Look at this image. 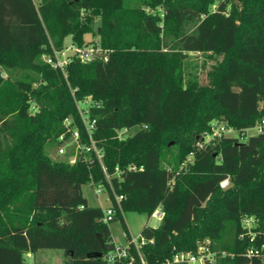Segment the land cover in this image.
I'll list each match as a JSON object with an SVG mask.
<instances>
[{
  "label": "trees",
  "instance_id": "obj_1",
  "mask_svg": "<svg viewBox=\"0 0 264 264\" xmlns=\"http://www.w3.org/2000/svg\"><path fill=\"white\" fill-rule=\"evenodd\" d=\"M96 20L101 53L92 60L74 55L63 71L41 59L53 54L50 38L58 49L67 36L83 47ZM191 53L222 56L206 86L187 71ZM2 71L0 264H28L26 254L40 249L64 250V264H110L115 242L104 209L82 189L104 183L116 204L100 163L90 154L53 161L45 151L70 136L67 118L88 141L77 103L89 96L124 213L164 212L159 226L141 230L140 252L130 244V255L111 264H163L207 241L216 264H264L247 254L264 240V126L240 140L264 119V0H0ZM216 120L239 136L198 148ZM124 128L133 131L120 139ZM247 216L262 232L253 241ZM117 219L130 241L119 211Z\"/></svg>",
  "mask_w": 264,
  "mask_h": 264
},
{
  "label": "built area",
  "instance_id": "obj_2",
  "mask_svg": "<svg viewBox=\"0 0 264 264\" xmlns=\"http://www.w3.org/2000/svg\"><path fill=\"white\" fill-rule=\"evenodd\" d=\"M35 1V0H34ZM53 47V54H49L45 57V61L49 63L54 68H60L61 70L65 71V68L67 64L72 60V57L74 55H77L82 62H87L92 60L95 57L96 48H81L78 46H75L72 44L71 46L60 50ZM93 100L92 97L89 96L87 99H85L83 102H78L77 107L80 113V117L82 119L85 131H86V137L88 141H84V139L81 136V133L77 127L72 126V120L70 118H67L65 120V126L67 128V131L70 133V136L68 138L65 137V135L60 136L58 139L59 142L62 144L58 149V154L64 155L66 153L65 146L70 145L73 149V155L72 157L67 161L70 164H75L79 158L80 155H87L90 154L91 158L94 160H97L102 170L105 174L107 182H109L110 190L114 195L115 203H111V206L104 209L105 215L103 217V220L107 223L111 222L114 219V216L119 211L122 215H124V210L122 207V200L124 199L123 195H118L112 185V175L109 174L106 165L104 164L103 157H104V151L103 148L98 145L97 140L95 139L94 135L97 130V120L92 119L89 116V106L92 104ZM264 126V119L262 122L258 123L254 128L257 129V132H260ZM252 128V129H254ZM250 130V129H248ZM247 130V131H248ZM133 130L129 128H124L121 130H118V137L120 139L126 138ZM234 133H237V136H239V133L237 130H235L232 127L227 126V124L223 121H213L211 123V131L205 132L203 134L202 140L198 141L196 146L198 148H203L205 144H210L213 141H215L217 138L221 136H235ZM246 136V131L243 132L240 135V140H243ZM194 157L193 152L190 153L188 156L186 162H192ZM185 167V163L181 167V169ZM134 168V167H132ZM116 174L120 175L119 168L116 169ZM95 187V192L97 194L106 192L108 199L111 201V197L109 195V192L107 190V187L104 183H92ZM230 184L229 178L225 179L220 183L222 188H227ZM83 208V206H82ZM151 217H155L159 219L160 221L164 217V212L161 207L156 209L154 213L151 215ZM256 222L257 220L253 216H247L243 219V225L248 230V234L251 236V241L255 239V237L258 234H262V232L255 231L251 227V223ZM144 243L145 241L142 240ZM130 244H135L138 251L140 252V245L138 243V238L131 236V240L126 246H119L115 243V247L112 251H110L108 254H106L105 258L108 263H114L116 260H120L122 258H126L130 255L129 248ZM209 241L206 243H202L199 245L197 252H180L177 253L172 260H167L163 264H216L214 253L211 251L209 247ZM248 256L253 255H263L264 256V240L262 241L260 247L258 248H250L247 252ZM143 264H146V262L142 259Z\"/></svg>",
  "mask_w": 264,
  "mask_h": 264
},
{
  "label": "rangeland",
  "instance_id": "obj_3",
  "mask_svg": "<svg viewBox=\"0 0 264 264\" xmlns=\"http://www.w3.org/2000/svg\"><path fill=\"white\" fill-rule=\"evenodd\" d=\"M36 4H39L40 0H35ZM100 25V21L96 20L93 23L94 32L87 33L84 35L85 45L81 48H90L94 47V43H97L99 37L96 33L97 27ZM51 46H54L58 49L55 44L53 38H50ZM74 44L72 37L67 36L63 41V46L60 50H63L69 46ZM101 53L100 49H96V55ZM49 55L48 53H44L41 57L43 61H45V57ZM222 60L221 55L216 54H203V53H191L188 58L187 71L191 74V76L197 79L198 85L206 86L210 82L209 73L211 70ZM1 78H7V73L2 71L0 74ZM79 104V103H78ZM257 129H250L246 131V136L241 141H246L250 135L257 134ZM233 135L237 136V133ZM62 144L59 140H52L46 145V153L51 157L53 161H68L73 155V149L70 145L65 146L66 153L64 155L58 154V149ZM170 158V157H169ZM188 158V157H187ZM163 166L167 169H172L176 165V163L165 161ZM183 165L181 164L179 169H181ZM230 185V184H229ZM83 194L87 198L90 206H101L103 209L111 206V201L108 199L107 193L103 192L97 194L95 192V187L93 184H86L83 186ZM125 222L130 231V235L138 238L141 230L145 225H150L153 227H157L160 225L161 221L155 217H149L147 214L137 213V212H127L124 215ZM257 223H251V227H256ZM109 227L112 233V237L114 242L119 246H126L129 243V238L127 237L126 230L124 228L123 220L117 219L109 222ZM26 260L28 264H64L65 263V253L62 249H40L35 253H27Z\"/></svg>",
  "mask_w": 264,
  "mask_h": 264
},
{
  "label": "water",
  "instance_id": "obj_4",
  "mask_svg": "<svg viewBox=\"0 0 264 264\" xmlns=\"http://www.w3.org/2000/svg\"><path fill=\"white\" fill-rule=\"evenodd\" d=\"M98 238L100 240L102 248H104L105 247V242H104V240H103V238H102L100 233H98ZM102 255H103L102 252H93V253H89L88 257H92V256L93 257H102Z\"/></svg>",
  "mask_w": 264,
  "mask_h": 264
}]
</instances>
